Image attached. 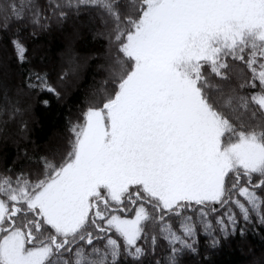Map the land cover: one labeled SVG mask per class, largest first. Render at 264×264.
I'll use <instances>...</instances> for the list:
<instances>
[{
    "label": "snow or ice",
    "instance_id": "obj_1",
    "mask_svg": "<svg viewBox=\"0 0 264 264\" xmlns=\"http://www.w3.org/2000/svg\"><path fill=\"white\" fill-rule=\"evenodd\" d=\"M69 21L62 62H33ZM80 29L102 85L0 168V264H187L264 229V0H0V113L63 98Z\"/></svg>",
    "mask_w": 264,
    "mask_h": 264
},
{
    "label": "trees",
    "instance_id": "obj_2",
    "mask_svg": "<svg viewBox=\"0 0 264 264\" xmlns=\"http://www.w3.org/2000/svg\"><path fill=\"white\" fill-rule=\"evenodd\" d=\"M73 30V22L69 21L63 30L54 28L39 40H30V56L33 62L39 59V56L33 55V51H37L50 66H58L68 43L67 37ZM22 35L26 36V33ZM72 47L83 67L78 78L67 82L62 89L61 100L51 97L50 107L45 109L34 106L29 113L21 112L12 119L0 113V168L18 161V148L27 147L30 151L39 152L46 146L60 142L65 135L67 120L79 113L93 89L101 87L104 73L98 65L103 61L95 59L100 48L99 43L85 29H80V35L73 41ZM89 56L93 59H88ZM9 82L18 84L19 78H13L9 73ZM23 106L24 99L21 98V108ZM22 123H26V131L21 130ZM244 227L243 237L236 235L222 239L215 246L209 238L201 234L197 245L199 254L188 257L187 264H252L253 256H264V229L259 225Z\"/></svg>",
    "mask_w": 264,
    "mask_h": 264
},
{
    "label": "rangeland",
    "instance_id": "obj_3",
    "mask_svg": "<svg viewBox=\"0 0 264 264\" xmlns=\"http://www.w3.org/2000/svg\"><path fill=\"white\" fill-rule=\"evenodd\" d=\"M251 263L252 264H264V256H261V255L253 256Z\"/></svg>",
    "mask_w": 264,
    "mask_h": 264
}]
</instances>
